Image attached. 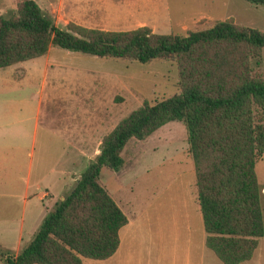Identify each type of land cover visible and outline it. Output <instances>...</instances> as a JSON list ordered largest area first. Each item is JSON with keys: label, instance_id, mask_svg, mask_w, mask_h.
I'll use <instances>...</instances> for the list:
<instances>
[{"label": "trees", "instance_id": "1", "mask_svg": "<svg viewBox=\"0 0 264 264\" xmlns=\"http://www.w3.org/2000/svg\"><path fill=\"white\" fill-rule=\"evenodd\" d=\"M13 1L15 12L0 16V69L38 58L49 47L140 64L172 60L178 93L143 100L120 119L30 240L13 256L0 248V263L82 264V258L109 257L126 217L99 184L100 170H117L128 140L142 141L173 121L184 128L205 246L222 264L249 259L263 234L254 165L264 152V80L252 63L258 65L264 34L231 19L184 36L145 26L108 32L68 23L59 29L33 0ZM243 1L264 6V0Z\"/></svg>", "mask_w": 264, "mask_h": 264}, {"label": "crops", "instance_id": "2", "mask_svg": "<svg viewBox=\"0 0 264 264\" xmlns=\"http://www.w3.org/2000/svg\"><path fill=\"white\" fill-rule=\"evenodd\" d=\"M33 1L59 29L72 23L108 32L145 26L153 32L146 23H135L134 19L144 10L137 13L132 3L126 6L120 5L119 0ZM145 7L150 8L148 4ZM6 9L13 11L10 0H0V16ZM79 57L49 47L38 58L0 69V248L9 256L30 240L48 210L72 189L68 187L69 179L81 173H74V163L87 166L98 154L101 138L142 100H147L155 86L167 85L163 79L161 83H150V79L141 77L134 82L119 76L109 64L125 66L121 60ZM97 61L99 67L94 69L91 66ZM151 63L149 68L162 72L168 62ZM88 103H93L91 111L87 110ZM41 118L46 120L42 123ZM131 142L138 141L128 140L120 158ZM121 160L117 170H110L117 187L108 188L102 182L104 167L98 179L126 217V223L117 230V247L105 259L82 258L81 263L222 264L204 244L189 158L185 156L178 176L184 187L183 200L178 202L176 195L171 194L164 202L160 192L155 205L154 200L143 202L138 195L133 197L124 191L121 179H126L128 172ZM259 186L263 234L250 258L237 264H264V183Z\"/></svg>", "mask_w": 264, "mask_h": 264}, {"label": "rangeland", "instance_id": "3", "mask_svg": "<svg viewBox=\"0 0 264 264\" xmlns=\"http://www.w3.org/2000/svg\"><path fill=\"white\" fill-rule=\"evenodd\" d=\"M10 2L13 11L6 9V12L1 14L2 17H8L15 12L16 2L13 0H10ZM131 3L137 13L144 10L141 16H137L134 19L135 23H146L153 28V33L155 34L184 36L187 31L204 29L215 21H223L225 19H231L236 25L253 28L264 34V6L251 5L243 0H119L120 5L128 6ZM147 4L150 7L149 9L145 7ZM6 8H8V5ZM54 49L65 52L56 47ZM75 55L80 56L79 58L92 59V57L83 54L75 53ZM121 61L126 62V65L122 66L121 63L117 62L109 64L119 76L127 77V79L134 82L141 77L150 79L148 80L150 83H161L162 79L166 82L167 85L164 88L155 86L151 96L146 100L147 102H157L178 93L177 74L172 60H158L160 62H168L164 64L162 72L161 69L155 70L153 67H148L154 60L144 64L126 60ZM97 62L98 64L91 67L97 69L99 61ZM252 67L254 74L264 80V48L261 49L258 65L254 66L252 63ZM100 68L103 69L104 66L100 64ZM36 78L39 82L40 75L38 74ZM46 91L47 88H45L43 95H45ZM116 99L118 101L121 100L119 97H116ZM60 105L64 106V104ZM92 105L93 103H88L87 110L91 111ZM41 111L43 112V110ZM45 120L41 118L42 123ZM152 134L142 142H131L127 149L121 153V158L126 164L123 168L128 172L127 178L121 179L125 187L124 191L129 192L133 197L138 195L143 202L154 200L152 202L153 205L156 204L155 197L160 192H163L161 199L164 202L170 199H168V196L171 194H175L178 202H181L183 200L181 198L184 187L178 176L180 168H184L185 156L188 157L184 128L181 123L173 121L166 123L159 132ZM77 165L78 161L74 163L73 169L76 170L74 173L82 172L86 167ZM263 168L264 152L254 165V172L259 185L264 183ZM112 176L113 174H110V170L103 168L101 178L108 188L117 187L115 178ZM76 178L69 179V183L72 186L69 184L68 187H73ZM129 185L131 188H129ZM260 192H262V187Z\"/></svg>", "mask_w": 264, "mask_h": 264}]
</instances>
